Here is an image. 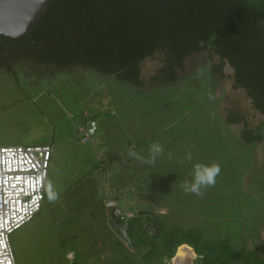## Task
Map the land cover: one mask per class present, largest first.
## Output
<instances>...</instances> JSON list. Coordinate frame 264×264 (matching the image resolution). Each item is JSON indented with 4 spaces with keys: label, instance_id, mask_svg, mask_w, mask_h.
Here are the masks:
<instances>
[{
    "label": "rangeland",
    "instance_id": "1",
    "mask_svg": "<svg viewBox=\"0 0 264 264\" xmlns=\"http://www.w3.org/2000/svg\"><path fill=\"white\" fill-rule=\"evenodd\" d=\"M214 62L206 52L195 53L179 80L154 88L82 66L52 73L24 63L15 72L0 69V145L48 144L54 152L41 210L11 235L17 264H150L149 246L135 248L124 239L104 199L113 184L138 181L146 204L124 199V211L147 210L142 220H161L166 229H197L203 238L264 251V116L243 88L213 72ZM224 71L231 73L229 66ZM234 113L244 117L248 139L242 123H229ZM90 117L99 126L94 141L84 142L78 128ZM97 137L121 145L109 165L97 160ZM157 142L164 154L155 165L129 155L147 158ZM213 162L221 165L215 186L201 196L185 193L181 184L191 182L193 165ZM160 208L166 214H158ZM183 254L166 264H185L192 254ZM191 264L202 261L195 257Z\"/></svg>",
    "mask_w": 264,
    "mask_h": 264
},
{
    "label": "trees",
    "instance_id": "2",
    "mask_svg": "<svg viewBox=\"0 0 264 264\" xmlns=\"http://www.w3.org/2000/svg\"><path fill=\"white\" fill-rule=\"evenodd\" d=\"M202 52L215 59L213 72L243 88L264 116V0H49L27 34L0 35L6 72L21 63L51 73L82 66L139 88L169 86ZM233 116L229 123H242L241 136L248 139L244 117ZM142 216L135 214L127 232L135 248L149 246L144 257L150 264H166L184 244L202 264H264L259 247L203 238L197 229H166L161 220Z\"/></svg>",
    "mask_w": 264,
    "mask_h": 264
},
{
    "label": "built area",
    "instance_id": "3",
    "mask_svg": "<svg viewBox=\"0 0 264 264\" xmlns=\"http://www.w3.org/2000/svg\"><path fill=\"white\" fill-rule=\"evenodd\" d=\"M78 131L90 140L93 121L83 120ZM51 159L48 144L0 145V264H17L11 235L41 210ZM113 213L125 226L135 217L116 203Z\"/></svg>",
    "mask_w": 264,
    "mask_h": 264
},
{
    "label": "water",
    "instance_id": "4",
    "mask_svg": "<svg viewBox=\"0 0 264 264\" xmlns=\"http://www.w3.org/2000/svg\"><path fill=\"white\" fill-rule=\"evenodd\" d=\"M49 0H0V35L18 38L27 34L34 22L45 12ZM95 124L93 125V128ZM108 213L111 223L132 245L127 229L115 219L114 203H108ZM153 230V232L151 231ZM154 234V228H148Z\"/></svg>",
    "mask_w": 264,
    "mask_h": 264
},
{
    "label": "crops",
    "instance_id": "5",
    "mask_svg": "<svg viewBox=\"0 0 264 264\" xmlns=\"http://www.w3.org/2000/svg\"><path fill=\"white\" fill-rule=\"evenodd\" d=\"M90 119L93 121V125L95 124V127L93 128V135H94V134H96L99 125H98V121H96V119H94L92 117H90ZM99 136H102V133L99 134ZM98 137H97V141H96V142H98V144H97L98 148L97 147L94 148L95 149V154L97 156V160L103 161V159H106L108 161V165H109V163L112 160H116L117 159V158H115L117 156L114 155L112 150L117 149L121 145L118 146L117 143H116L117 141H115V140L110 142V143L109 142L106 143V142H104L103 138L102 139H98ZM92 140H93V138H91V141ZM128 143H131V142H128ZM94 144H95V142H94ZM53 157H54V152L52 150V159H53ZM52 159H51V166H50L49 172H50L51 167H52ZM53 164H54V162H53ZM136 164H137V160H136ZM137 169L139 170V168H136L135 170H137ZM88 173H90V172H88ZM113 173H114L113 170L110 171V167H109V170L106 169V173H105V175H107L106 180L111 181L110 184H109L110 186L113 183H116V181H114L115 179H114ZM109 175L112 176V178H113L112 180H111V178H109ZM48 177H49V174H48ZM138 186H140L139 181L134 183V184H129V182H128L126 185L113 184L111 186L112 187V191H110L108 196L104 198L105 199V203L108 205V203L113 202V203L118 204L123 209L122 201L124 199H126L127 201L129 200L128 204H130L131 206H134V205H136V206H144L143 204H146L144 199H145V196L148 199V194L144 190H139L137 188ZM124 194H127V196H123ZM128 195H131V197L128 196ZM166 210L167 209L160 208L157 212H158V214L163 215V214H166ZM126 212H132V213H135V214H141L142 213V215H144V216L149 218V211H147V210H142V209L141 210H137V211L127 210ZM184 251H188L190 254H192V255H190L188 261H185V264L193 263V260L196 257V253H195L194 249L191 246H188L187 244H184L183 246H181L179 248L176 260H181L182 259V256L184 255L183 254ZM174 259H173V261H174Z\"/></svg>",
    "mask_w": 264,
    "mask_h": 264
},
{
    "label": "clouds",
    "instance_id": "6",
    "mask_svg": "<svg viewBox=\"0 0 264 264\" xmlns=\"http://www.w3.org/2000/svg\"><path fill=\"white\" fill-rule=\"evenodd\" d=\"M164 148L160 143H153L149 148V155L147 158L139 156L134 151H129V155L140 160L146 165H155L158 156H163ZM173 153H168V159H172ZM187 160L192 161V154L189 152L187 154ZM221 173V165L219 163L213 162L211 164L196 163L193 165V178L191 182L184 181L181 187L185 193L195 194L201 196L202 189L209 187H214L216 184V179Z\"/></svg>",
    "mask_w": 264,
    "mask_h": 264
}]
</instances>
